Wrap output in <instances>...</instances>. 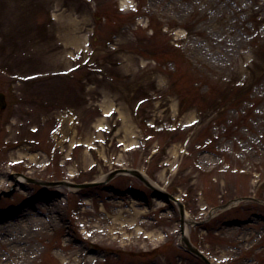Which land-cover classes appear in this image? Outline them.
<instances>
[{"label":"rangeland","instance_id":"374dc122","mask_svg":"<svg viewBox=\"0 0 264 264\" xmlns=\"http://www.w3.org/2000/svg\"><path fill=\"white\" fill-rule=\"evenodd\" d=\"M124 1L0 0V264H204L136 178L39 182L138 169L193 220L264 200V0ZM119 218L118 244L87 239ZM188 235L213 264H264V205Z\"/></svg>","mask_w":264,"mask_h":264},{"label":"bare ground","instance_id":"6f19581e","mask_svg":"<svg viewBox=\"0 0 264 264\" xmlns=\"http://www.w3.org/2000/svg\"><path fill=\"white\" fill-rule=\"evenodd\" d=\"M128 2H131L132 0H125L124 2H122V5L124 6L126 3ZM122 211H119L118 214L121 215ZM20 219L19 217L17 218V220ZM120 219V218H119ZM121 220V225H119L118 227V230L119 232H117V237L116 238H111L110 236L114 234V229L109 226L110 228H94V229H91L88 233H87V239L88 238H91V237H94V236H97V234H100V236H102V239L101 241L103 242H109L110 245H114V244H118L119 242H121V239H122V234H124V228H125V225L124 224V220L120 219ZM44 224V223H43ZM94 235V236H92ZM123 240V239H122ZM80 255H77V253H75V257L74 258H64L63 255H61V259L62 261L64 262V264H79L80 263V256L82 257V260L87 262V263H93L95 260H96V256H94L93 254H85L83 253L81 250L80 252ZM74 254H72L73 256ZM68 260V261H67Z\"/></svg>","mask_w":264,"mask_h":264},{"label":"water","instance_id":"95a60500","mask_svg":"<svg viewBox=\"0 0 264 264\" xmlns=\"http://www.w3.org/2000/svg\"><path fill=\"white\" fill-rule=\"evenodd\" d=\"M130 173L133 174V175H135V176H137V177H139V178H141V176L139 175V173L136 172V171H130ZM181 214H182V211H181ZM183 242L187 246V249H189L190 251L194 252L195 254H198V252L191 247V245L189 244V242L187 241L186 238H183Z\"/></svg>","mask_w":264,"mask_h":264}]
</instances>
